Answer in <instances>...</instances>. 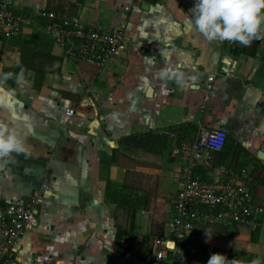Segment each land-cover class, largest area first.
Here are the masks:
<instances>
[{
	"label": "crops",
	"instance_id": "1",
	"mask_svg": "<svg viewBox=\"0 0 264 264\" xmlns=\"http://www.w3.org/2000/svg\"><path fill=\"white\" fill-rule=\"evenodd\" d=\"M12 2L32 22L13 37L0 27V74L21 64L19 40L39 32L62 59L40 83L28 69L22 83L3 84L16 103L0 108V123L15 126L29 148L0 159V203L51 187L18 240L19 264H157L153 240L170 235L186 164L179 144L202 126L227 131L225 148L211 155L214 167L227 165L264 204V37L249 46L207 41L188 27L195 0ZM42 8L108 29L125 24L128 48L103 69L69 58ZM165 65L183 71L187 85L160 79ZM68 106L76 109L72 123ZM205 228L214 231L210 240ZM218 252L235 264H264V222L204 224L186 258L207 264Z\"/></svg>",
	"mask_w": 264,
	"mask_h": 264
},
{
	"label": "built area",
	"instance_id": "2",
	"mask_svg": "<svg viewBox=\"0 0 264 264\" xmlns=\"http://www.w3.org/2000/svg\"><path fill=\"white\" fill-rule=\"evenodd\" d=\"M12 4V0H0V27L7 37L19 35L32 22V14L14 12ZM38 14L51 20L47 30L69 58L103 69L128 48L125 24L108 29L99 24H84L79 18L61 16L47 8ZM212 93L206 95L207 100ZM66 113L72 123L76 109L68 106ZM227 140L226 130L202 126L194 137L180 141L186 164L174 199L170 235L153 240L152 256L157 264H188L189 239L204 224H249L257 228L264 222V204L256 203L248 184L240 181L227 165L214 167L211 155L223 150ZM50 189V185L43 184L25 202L0 203V236L4 240L0 246V264H19L18 240L35 221Z\"/></svg>",
	"mask_w": 264,
	"mask_h": 264
},
{
	"label": "clouds",
	"instance_id": "3",
	"mask_svg": "<svg viewBox=\"0 0 264 264\" xmlns=\"http://www.w3.org/2000/svg\"><path fill=\"white\" fill-rule=\"evenodd\" d=\"M189 29H195L209 42L225 41L249 46L253 40L264 37V0H195L189 15ZM156 75L166 81L187 85L183 71L165 65ZM11 78L10 73L0 74V108L10 109L16 103L15 92L3 87ZM17 83L23 82V73L16 76ZM29 145L15 126L0 123V159H7L13 153H27ZM214 231L205 228L207 240ZM207 264H235L223 253H214ZM252 264H260L253 260Z\"/></svg>",
	"mask_w": 264,
	"mask_h": 264
},
{
	"label": "trees",
	"instance_id": "4",
	"mask_svg": "<svg viewBox=\"0 0 264 264\" xmlns=\"http://www.w3.org/2000/svg\"><path fill=\"white\" fill-rule=\"evenodd\" d=\"M19 44L22 55L21 64L16 68H7L5 73L11 74V78L8 79L9 82H14L16 76L22 71L32 69L37 74V82L40 83L52 70L49 68L51 62L56 63L59 67L58 70H60L62 59L58 60L50 54L54 42L49 34L39 32L34 40L28 42L19 40ZM136 142L143 143L142 139Z\"/></svg>",
	"mask_w": 264,
	"mask_h": 264
},
{
	"label": "snow or ice",
	"instance_id": "5",
	"mask_svg": "<svg viewBox=\"0 0 264 264\" xmlns=\"http://www.w3.org/2000/svg\"><path fill=\"white\" fill-rule=\"evenodd\" d=\"M26 127H27L29 130L31 129V125H30V124H29V125H27Z\"/></svg>",
	"mask_w": 264,
	"mask_h": 264
}]
</instances>
